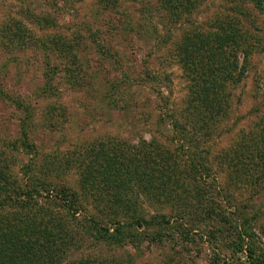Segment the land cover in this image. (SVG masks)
I'll use <instances>...</instances> for the list:
<instances>
[{
  "label": "rangeland",
  "instance_id": "rangeland-1",
  "mask_svg": "<svg viewBox=\"0 0 264 264\" xmlns=\"http://www.w3.org/2000/svg\"><path fill=\"white\" fill-rule=\"evenodd\" d=\"M162 1L0 0V199L30 188L97 264H264V0ZM237 37L199 93V48Z\"/></svg>",
  "mask_w": 264,
  "mask_h": 264
},
{
  "label": "trees",
  "instance_id": "trees-1",
  "mask_svg": "<svg viewBox=\"0 0 264 264\" xmlns=\"http://www.w3.org/2000/svg\"><path fill=\"white\" fill-rule=\"evenodd\" d=\"M100 1L111 5L117 4L119 2V0ZM180 1L181 3L178 2V5H182L185 7V2L186 4H195L198 0ZM162 3L166 5V3H168V0H164L162 1ZM233 10L242 17L246 16L245 10L239 6H235ZM210 35L213 34L209 33V36ZM100 36L101 35H99L98 32L93 31V37L96 41H98L100 48L105 49L106 51H110L111 46L106 43L105 40ZM220 39H222V37H220ZM237 40L238 41L234 42L238 43L237 48L232 47V49H230V46H226L225 44H223L226 40H222L223 42H220L222 46H225L221 49L218 46V41L217 44L213 45L216 40L214 43L212 42L211 44L206 45L205 50L199 48V51L203 54V57L207 59V61H204L203 58L199 56V60H201L199 72L194 68V71H197V73H199V93L201 92L205 94L206 92H209V90H211L209 84L216 79V69L220 70V72L217 73H222V75H224L223 69H226L225 75H227L228 77L232 76L231 66L232 64H234V58L232 54L236 49H241L239 48L240 41L238 37ZM216 46H218L219 52L214 53V47ZM211 50L212 52L210 53ZM209 56L211 58L208 60ZM189 61L191 60H187V62ZM205 77L206 80L202 82V78ZM194 93H196L195 90ZM200 111L201 108H199V113ZM194 115L195 114L190 112L188 114L186 112L184 115L186 121L191 123L188 128L192 130H195L194 128H196V126L198 125L197 121H193L192 116ZM188 128H184L183 131H186V129ZM178 133H180L182 136H185L183 134L184 132ZM192 163L193 165H195L196 162L194 161ZM197 172H195V174L199 178V173ZM29 189L30 188H24V190L19 192L18 187H14V191H12V193H9V195H6L5 200L0 199L1 205L9 202L6 206L15 207L14 212L10 211V218H8V220L5 222V224L9 223V229L2 233L3 238L0 239V264H75V262L76 264H97L98 260L97 262L93 263L90 261V258L86 259L85 257L80 255L76 256V252L69 253L70 249H74V247H76L73 239L69 240L67 243H63L61 239L62 237H66L65 230H70L69 225L61 219L57 220L47 216L46 214H43L42 206L32 208L31 205L36 204V202H32L30 197L31 192ZM197 189L199 190V187ZM68 201L71 202V204H69ZM76 201V197H74L73 199H68L65 196V199L63 198L61 201V205L70 210L77 209ZM194 206L197 207V205ZM86 221V224H88L86 227L91 225L92 229L96 228V230L101 233L102 237H107L113 234V232H110V228L108 226H102L98 223L99 221L97 220L92 219ZM171 221L172 219L170 220V218L162 215L158 217H152L149 220L137 219L128 223L115 222L114 229L116 230V235H122L127 231L128 228L131 229L130 232H133L135 231L133 229L142 226L143 223L150 225L157 222L162 224L163 222V225L168 224V227L170 228L181 226L179 222L176 221L171 223ZM159 233L160 231H157L156 234H152L151 239H157V235H159ZM59 245L63 246L64 250H61V248L63 247H60ZM74 253L75 257L73 256Z\"/></svg>",
  "mask_w": 264,
  "mask_h": 264
}]
</instances>
